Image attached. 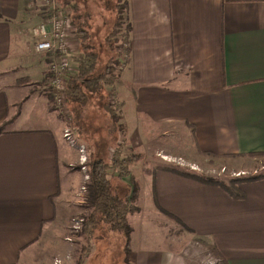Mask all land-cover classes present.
Here are the masks:
<instances>
[{"label":"crops","instance_id":"0c3cea01","mask_svg":"<svg viewBox=\"0 0 264 264\" xmlns=\"http://www.w3.org/2000/svg\"><path fill=\"white\" fill-rule=\"evenodd\" d=\"M58 2L75 25L91 18L97 0ZM126 2L129 54L115 82L124 138L117 146L146 153L151 160L144 162L160 167L175 166L159 161L160 152L197 165L231 161L242 172L261 161L254 155H264V0ZM37 6L0 0V264H53L65 255L66 264H197L192 255L208 253L221 264H264V179L241 184L244 198H235L160 167L142 171L150 179L147 195L154 216L178 229L148 218V225L166 227L165 238L146 232L152 226L140 231L139 197L128 216V253L121 237L114 247L113 233L98 228L83 256L88 241L72 225L90 211L78 191L87 189L89 167L80 170V153L64 137L71 116L45 91L49 54L35 50L31 34L44 17ZM72 46L76 63L79 41ZM83 139L89 163L91 143Z\"/></svg>","mask_w":264,"mask_h":264},{"label":"trees","instance_id":"16d2710c","mask_svg":"<svg viewBox=\"0 0 264 264\" xmlns=\"http://www.w3.org/2000/svg\"><path fill=\"white\" fill-rule=\"evenodd\" d=\"M117 1L114 7L116 20L110 28L105 42V47L113 53L114 57H110L104 67L100 68L98 66L100 54L92 41L90 25L81 20H77V23H75L81 54L75 59L76 72L69 77L66 97L68 105L73 102L74 107H76L84 106L87 98L93 94L105 95L108 100L103 103V107L109 114L113 125L119 126L122 130V126L117 124L121 118L122 103L116 99L115 77L116 66L122 67L125 61L123 60L124 56L129 54L130 26L128 23L124 26L123 21V15L127 8L126 0ZM74 21L76 20L73 19V23ZM111 97L114 98L112 103L109 101ZM71 114L74 121L77 122L75 109L71 111ZM2 132L3 127L0 126V134ZM138 159H140V156L126 153L119 145L114 149L109 161L100 159L89 161V183L87 185L88 195L86 201H89L87 205L92 211L83 218L81 233L85 234L88 241V247L84 249V257L87 256L90 242L95 239L96 230L100 227L108 232L120 234L124 242L125 254L128 253L132 232L128 216L135 213L138 206L133 204L136 189H131L128 186L129 184L124 182V179L131 175L130 166ZM160 168L206 184L218 185L235 198H244V194L240 189L241 184L264 179V172L232 178L227 182L223 179L204 176L173 166ZM123 186H127L128 189ZM153 197L156 200L155 192Z\"/></svg>","mask_w":264,"mask_h":264},{"label":"rangeland","instance_id":"374dc122","mask_svg":"<svg viewBox=\"0 0 264 264\" xmlns=\"http://www.w3.org/2000/svg\"><path fill=\"white\" fill-rule=\"evenodd\" d=\"M87 2V0H86ZM118 1L117 0H97V2H94L95 5L90 4V8L89 10L91 11L90 14L88 16H90L91 18H82L81 21L84 23H88L90 25L91 28V33H92V41L94 42L95 46L97 47V50L100 54V59L98 62V66L100 68L104 67L106 65V63L108 62L110 57H114L113 53L110 52L106 47H105V42H106V36L108 35V32L110 30V28L113 26V24L115 23L116 20V10H115V5ZM81 4H85V0H81ZM39 5V2H38ZM38 7V6H37ZM40 7V5H39ZM38 7V9H39ZM40 13H42V9L40 7ZM123 21H124V26H126L127 19H126V13H124L123 15ZM105 23L108 25V29L105 30ZM121 59V58H120ZM116 77H115V82L117 80V76L120 74V66L117 65L116 66ZM109 90V89H108ZM45 91H47V93L49 92V87L45 89ZM50 95V94H49ZM50 98L52 99V97L50 96ZM108 100V98L103 95V96H98L96 94H93L91 96H89L85 102L84 106H76L74 107V103L70 102L69 103V109L71 111H73L75 109V113H76V121H74V119L72 118V114H65L66 117H69V115L71 117L66 119V123L67 125L73 130V134H74V141H75V145L77 146L80 143V138L83 139V137H81L82 135L84 136V141H89L91 143V146L89 149V153L90 157H92L94 159H102L105 161H108V156L111 153V156L114 152V149H116V147H118L117 142L118 140H122L124 137L121 136L122 134V130L120 127H118L116 129V126L113 125V123L111 122L108 114L105 112V110L101 107L102 104L104 102H106ZM114 100V98H110L109 101L112 103ZM55 106V104H54ZM75 124V125H74ZM77 125V127H76ZM74 127V128H73ZM65 131V130H64ZM81 131V132H80ZM121 145V144H120ZM122 147V145H121ZM122 149L126 152V153H133L135 155L140 156V159H138L135 163V168H133L132 172L133 175L131 174L128 178L124 179V182L128 183L129 187L131 189H136V195L135 198L133 200V204L137 205V198H139V206L141 207V212L140 215L136 216L139 218H142L141 221H137V223L135 222L134 226L139 225V229L140 231H142L143 228L148 227V226H152L153 229L154 227H156L157 229L155 231H153V229L150 227V230H148V228H146V232L150 233L151 235H157L160 238H165V231H166V227L164 225L162 226H158L154 223L148 225L147 223H145V219H154L156 222H158V224H162V223H167L169 224L168 227H170L171 220H168V218L165 215L159 214L157 216H154V210L152 209V199L149 198V196L147 195V193H149V178H146V176H143V172H150V171H154L155 169H158L160 166V163H153L151 162H144V160L149 159L151 160V158L148 156V154H144V153H140V152H135L133 149L126 150L124 147H122ZM149 153L150 150H149ZM87 154V152H86ZM156 156V154H155ZM261 157V161L260 160H253L252 164H246V170L245 171H238V167H241L240 164H234L233 162L229 161L227 163H230L231 165H227L224 164V161H211L210 159H204V162H201V165H197L194 163H191L189 161H186L185 159H183L182 157H168L166 155H164L163 153H157L156 158L159 159V161H166L169 164L175 165L173 167H177V168H183L187 171H194L198 174L204 175V176H209V177H214V178H218V179H223L225 181H229L232 178H238V177H242L244 175H255L261 172H264V155H256ZM153 158V157H152ZM223 162V163H222ZM88 164V163H87ZM132 164V165H133ZM152 165H156V166H152ZM158 165V166H157ZM145 166L144 169H142V167ZM76 167V166H74ZM73 167V168H74ZM78 167V166H77ZM162 167V166H161ZM72 168V169H73ZM142 169V170H141ZM81 170V168H80ZM89 170V169H88ZM82 171V170H81ZM87 173H89V171H87ZM80 175V174H79ZM82 176V175H81ZM120 183V182H117ZM82 187V186H81ZM125 187V189H128L127 186H123ZM80 194H84V200H85V207H88V202L86 201L87 199V195H88V190L86 189L83 190V188L81 190H78ZM82 197V196H81ZM92 211V209L90 208V211H87L86 213L83 212L82 215L80 216H75V218H79L82 219L84 218L86 215L90 214ZM135 217V219H136ZM137 218V219H139ZM172 222V221H171ZM174 229H178V225L174 222H172ZM83 224V222H82ZM82 224L80 225L79 230L73 231L74 235H78L82 232ZM101 228V227H100ZM152 232V233H151ZM115 236H109L111 237V239H113L112 244L114 245V247H117L118 244L121 243V241L119 240V238L117 237H121L120 234H118L117 232H112ZM101 242H103V240H101ZM200 243V242H198ZM201 245H206L205 241L203 243H200ZM111 247V246H110ZM193 258L192 260H194L197 264H202V262L204 260H200L198 257V254L192 255ZM202 258H205L202 257ZM208 260V258L206 259V261ZM206 261L204 262V264H206Z\"/></svg>","mask_w":264,"mask_h":264},{"label":"built area","instance_id":"2783aa9c","mask_svg":"<svg viewBox=\"0 0 264 264\" xmlns=\"http://www.w3.org/2000/svg\"><path fill=\"white\" fill-rule=\"evenodd\" d=\"M42 9L43 18L31 28L34 38L35 50L39 53L49 54V92L58 110L63 114H69V105L66 97V88L69 77L76 72L74 62L73 43L79 41L71 14L58 0H38ZM127 58L124 56L123 60ZM121 69V67H120ZM71 128L64 131L65 139L76 147L80 153L81 169L86 170L88 159L85 152V145H75L74 134ZM89 179V175L86 174ZM85 188L83 187V190ZM83 218H73L72 231L79 230ZM70 240V239H69ZM70 255L58 256L53 264H66ZM208 260L206 261V259ZM202 264H221L220 260L211 253L205 255Z\"/></svg>","mask_w":264,"mask_h":264}]
</instances>
